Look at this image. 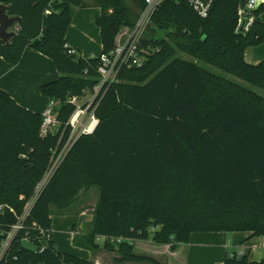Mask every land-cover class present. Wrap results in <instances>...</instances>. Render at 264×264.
Returning a JSON list of instances; mask_svg holds the SVG:
<instances>
[{
  "label": "trees",
  "instance_id": "trees-1",
  "mask_svg": "<svg viewBox=\"0 0 264 264\" xmlns=\"http://www.w3.org/2000/svg\"><path fill=\"white\" fill-rule=\"evenodd\" d=\"M246 1L214 0L207 18L185 1L161 4L142 39L150 52L145 64L123 68L119 82L108 87L96 109L97 128L81 135L57 166L26 218V230L15 238L8 264H96L58 248L53 237L44 250L22 241L27 231L39 234L34 222L52 231L53 209L70 208L80 191L92 186L100 188L92 227L73 241L92 252L117 247L116 262L167 264L137 253L136 240L176 250L198 231L264 236V58L258 63L245 58L254 32L252 44L264 42V21L257 18L264 4L244 32L238 29V11ZM0 4L20 17L16 35L8 43L0 39V57L15 65L31 47L51 58L60 77L41 92L62 101L59 131L43 136L42 112L0 88L1 243L2 231L18 221L50 167L53 149L69 137L70 129L64 134L63 129L74 106L66 99L92 89L101 77L98 56L70 54L66 46L75 10L86 7V0ZM93 5L100 8L101 52H108L120 29L136 22L146 0H93ZM98 237H104L102 244ZM236 255L223 264H264V258Z\"/></svg>",
  "mask_w": 264,
  "mask_h": 264
},
{
  "label": "crops",
  "instance_id": "crops-1",
  "mask_svg": "<svg viewBox=\"0 0 264 264\" xmlns=\"http://www.w3.org/2000/svg\"><path fill=\"white\" fill-rule=\"evenodd\" d=\"M76 15L73 16V20L70 27H79L82 37H77L73 32H69V28L66 34L68 44L79 52V55L86 58L95 54H88L87 39H96L98 36L101 42L100 28L96 24V18L100 14V8L95 7L88 11L91 14V21H88L90 14L84 13L82 8H76ZM83 15L85 17H83ZM258 20L264 21V12L260 14ZM90 36V37H88ZM83 37L85 39H83ZM93 41V40H91ZM245 58L250 63H258L264 58V42L259 44H251L245 51ZM60 77V72L57 70L53 60L43 53L35 50L34 48L27 47L21 60L12 65L8 63L3 57H0V88L6 90L19 104L42 112L48 102V97L41 92V86L57 80ZM94 187H98V194L93 197L90 190ZM99 186H92L90 188L82 189L75 203L78 204V200H81V204H78L77 208L72 211V216L69 219L68 227L61 235L57 237V242L64 245V235L67 233L70 236L72 244L74 243V237L79 234V231H89L92 227L94 220V213L99 198ZM95 195V194H94ZM96 198V199H95ZM73 205L71 207H73ZM56 209H53L55 213ZM60 213V212H57ZM53 217V216H52ZM66 224V223H65ZM87 224V225H86ZM67 225V224H66ZM86 227V228H85ZM85 228V229H84ZM52 231L53 225H52ZM67 234V235H68ZM53 239L56 240L55 234H52ZM256 238H261L256 241ZM98 241L102 244L104 237H98ZM114 240V239H113ZM141 242L140 247L149 246L153 248L157 254H162L167 257L172 264H223L225 259L235 254H248L251 260H260L264 258V236H255L252 231H198L193 232L190 235V239L187 243H179L176 250L171 249L170 244H157L152 240H136L133 244ZM258 243V244H257ZM69 253L80 255L77 251L83 252L84 256H80L94 261L96 264L104 263V256H108V252L101 246L98 250L92 252L82 246L75 244L72 247H68ZM63 250V248H60ZM141 253H145L142 250ZM87 253V254H86ZM114 256V262L118 254L112 252ZM255 254L253 258L251 255ZM153 257L157 259L156 254L151 253ZM150 255V254H148ZM121 264L120 262H116ZM126 262H123V264Z\"/></svg>",
  "mask_w": 264,
  "mask_h": 264
},
{
  "label": "built area",
  "instance_id": "built-area-1",
  "mask_svg": "<svg viewBox=\"0 0 264 264\" xmlns=\"http://www.w3.org/2000/svg\"><path fill=\"white\" fill-rule=\"evenodd\" d=\"M166 0H146V6L141 11L138 19L133 25L123 26L115 37L114 47L108 52H101L98 64V73L100 81L92 89L86 90L82 95H70L66 99V103L74 106V111L65 123V129H70V134L61 149H53L52 163L43 177L36 184L34 192L30 200L26 203L23 212L18 221L11 225L8 230L2 231L4 235L0 243V264H8V255L12 244L19 232L26 230L25 221L30 214L31 209L36 202L39 194L50 181L51 176L55 172L57 166L63 161L69 150L81 135L92 134L99 123L96 115V109L104 97L108 87L115 82H119V74L123 68L133 69L141 67L148 58L149 50L142 48V39L146 30L152 22L153 16ZM177 2H187L193 10L201 17L207 18L212 10L214 0H176ZM264 4V0H247L239 7V27L243 25L244 32H248L254 22V10ZM18 29L15 26L14 30ZM70 47V54H75L76 49ZM87 72V70H85ZM88 93V94H86ZM62 101L56 99H48L46 106L42 111L43 122L41 126V135L47 136L59 131L62 125L58 118V107ZM4 207L0 204V210ZM33 227L38 229V235H32L29 231L25 232L22 241L31 243L40 250L45 249V242L52 238V231L44 229L36 222ZM41 242V246L37 245Z\"/></svg>",
  "mask_w": 264,
  "mask_h": 264
},
{
  "label": "rangeland",
  "instance_id": "rangeland-1",
  "mask_svg": "<svg viewBox=\"0 0 264 264\" xmlns=\"http://www.w3.org/2000/svg\"><path fill=\"white\" fill-rule=\"evenodd\" d=\"M86 2H87L88 5L86 7L82 8V10H85L84 13H88L89 10L91 12L92 9L95 10L96 6L93 5V0H86ZM76 13H77V11L75 12V15H76ZM88 14H90V13H88ZM88 16H89L88 21H91V14L88 15ZM83 17H85V16L83 15ZM11 29H13V27ZM69 32H73L74 35H76L77 37H82L79 27H70L69 28ZM88 37H90V36H88ZM83 39H85V38L83 37ZM91 40H93V41H91ZM91 40L90 39L86 40V42L88 43V46H86L87 47V51L86 52H90L88 54H95V55H92V56H98L101 53V51H102V47H101V44H100V38L97 36L96 39H91ZM78 54H79V52H78ZM178 56L191 58L190 55H187L186 53H184L182 51L178 52ZM210 68L212 70H214V71H217V72L221 73V74L222 73L225 74L224 72H222L220 69H218L216 67H210ZM225 75H227L228 77H232V78L236 79L237 81H239L241 83H246L245 81H243V80H241L239 78L231 76L230 74H225ZM86 94H88V93H86ZM90 192L93 194V197H96L97 194H98V187L92 188L90 190ZM77 202H78V204L82 203L81 200L80 201L78 200ZM78 204L76 203L75 205H73V207H70V208L68 207L66 209H56L55 208L56 209L55 213H53V215H52L53 216L52 217V220H53L52 225H53V230H54V231H52V233L54 232L55 237H56V240H54V242H55V245L58 248H63V251L70 250L68 247L71 248L74 243L72 244L70 236H69L68 233H67L68 235L66 234V235L63 236L64 237V242H63L64 245H61L60 243L57 242V237L59 235H61V233H63L65 229H67V227L69 225L68 221H69V219L72 216L71 215L72 211H74L77 208ZM57 212H60V213H57ZM80 233H82V231H79V234ZM260 239L261 238H256V241L259 242ZM140 243L141 242H138L137 244H133V247H134V249H135V251L137 253H141L140 251L142 250L145 253H141V254H147V255L150 254V255H152L151 253L153 252L154 254L158 255L157 259L159 261H161L162 263H167L169 261L171 262V260H169L167 257L163 256L162 254H157V252L152 250L153 248H151L149 246L140 247V245H141ZM25 244L27 246H29V247H34L31 243H25ZM104 249L109 253L108 256H106V255L104 256V263H107V264H118V263L114 262L113 258H114L115 255L112 253V252H116L118 254V256H119L117 247L114 250H109V249H106V248H104ZM66 252H69V251H66ZM76 253L80 254L78 256H84L83 252L77 251ZM72 254H74V253H72ZM236 256L239 257L240 255H236ZM254 256H255V254L253 253V255H251V258H253ZM121 264H123V263H121ZM124 264H151V263H147V262H126ZM167 264H169V263H167ZM170 264H172V263H170ZM175 264H177V263H175Z\"/></svg>",
  "mask_w": 264,
  "mask_h": 264
},
{
  "label": "water",
  "instance_id": "water-1",
  "mask_svg": "<svg viewBox=\"0 0 264 264\" xmlns=\"http://www.w3.org/2000/svg\"><path fill=\"white\" fill-rule=\"evenodd\" d=\"M11 7L9 5L0 4V39L8 43L12 37L16 35V31L11 29L15 24L20 21L19 16L10 15ZM243 30V25L239 27V31ZM256 40V32L253 33V38L249 44L254 43Z\"/></svg>",
  "mask_w": 264,
  "mask_h": 264
}]
</instances>
